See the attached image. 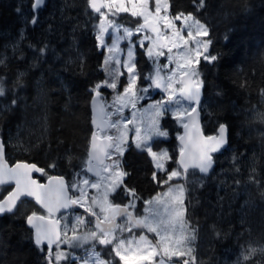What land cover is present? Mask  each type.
Returning a JSON list of instances; mask_svg holds the SVG:
<instances>
[{
	"label": "trees",
	"instance_id": "obj_1",
	"mask_svg": "<svg viewBox=\"0 0 264 264\" xmlns=\"http://www.w3.org/2000/svg\"><path fill=\"white\" fill-rule=\"evenodd\" d=\"M33 2L0 0V54L7 58L0 66V75L11 83L18 72L26 73L25 88L16 92V107L2 113L0 132L5 139L12 137L13 146L7 148L11 163L34 162L47 174H62L71 180L88 160L89 136L94 129L89 89L106 79L102 67L105 53L98 48L93 30L99 14L92 12L87 0H46L37 10V23L32 24ZM172 3L179 11L196 14L193 0ZM207 3L209 7L197 18L208 24L213 40L210 51L220 59L214 65L201 60L199 66L205 81L202 103L214 114L209 117L203 112L204 128L206 133H214L218 120L223 122L220 117L226 116L233 125V135L231 149L216 154L213 171L203 180L204 187L192 193L190 203L186 199V219L196 229L198 241L203 240L201 264H234L243 247L264 243V124L254 118L256 111H264V0ZM45 44L48 51L40 57L37 49ZM78 53L85 60L83 74L75 63H69L76 61ZM145 62L147 58L140 50L141 77L147 70ZM218 91L224 95L217 97ZM12 99V95L1 98L2 105L7 106ZM164 127L170 137L157 144L173 155L169 161L172 169L178 165L176 154L181 146L177 135L181 126L167 117ZM17 133L19 147L15 146ZM233 155L238 157L235 167ZM124 159L132 173L126 183L141 198L149 199L167 188L153 180L156 169L148 154L133 148ZM52 163L56 167L49 169ZM192 171L184 180L186 187L201 179L191 175ZM162 176L157 172V179ZM237 180L238 185L234 183ZM217 195L224 199L218 201ZM117 199L125 203L129 197L121 193ZM137 204L136 210L141 213L145 205L139 200ZM30 206L38 208L34 203ZM26 209L21 206L16 215H0V264H18L16 257L21 253L27 256V264H43V253L28 240L32 230L23 219Z\"/></svg>",
	"mask_w": 264,
	"mask_h": 264
},
{
	"label": "snow or ice",
	"instance_id": "obj_2",
	"mask_svg": "<svg viewBox=\"0 0 264 264\" xmlns=\"http://www.w3.org/2000/svg\"><path fill=\"white\" fill-rule=\"evenodd\" d=\"M45 2L46 0H34L30 23H37V10ZM87 4L93 13L99 14L95 17L98 22L93 25V30L97 33L98 48H106L110 54L105 56L102 64L108 78L93 84L89 89L91 106L96 118L90 121L95 127L89 136L86 161L88 167L74 174V177L79 179L74 178L70 184H66L62 176L50 177V182L53 180L57 182L56 186L46 187L31 178L32 172L47 175L45 168L28 161H14L9 165L5 155L6 149L13 146L12 137L5 139L0 132V187L14 185L0 198V215H16L18 202L22 205L24 202L22 198L27 197H33L46 210L47 215L33 211L23 217L30 230H34L28 240L43 253V264H68L70 253L62 250L61 245L77 250L83 248L85 244H88V248L85 249L86 255L79 258L82 264H89V257L92 264H111V260H105L101 253L96 251L97 245L109 247L111 250L109 255L119 257L124 264H129L127 254L129 252H135L136 259L142 262H150L159 256V264H165V258L170 260L172 257L181 258L177 264H195L196 257L190 245L195 240L196 230L190 228L189 220L185 218L188 211L185 201L188 199L190 203L192 193L204 187L203 180L213 171L216 163L214 157L231 149L230 137L233 135V125L228 122L226 116L220 117L223 122L218 120L215 134L209 136L200 134L198 123L200 112L207 113L209 117L214 114L201 105L205 81L201 77L199 66L201 60L206 64L214 65L220 59L219 54L210 51L213 40L208 24L202 23L197 18L201 12L207 10L209 4L207 0H193L196 14L177 10L173 7L172 0H87ZM102 8H106L107 12L101 11ZM16 11L19 13L20 9L17 8ZM108 13L113 17L121 13H129L140 20H137L130 29L117 24L114 19L110 20ZM177 22H181L179 27ZM110 29L114 33H123L117 35L111 45L105 40L106 35H111ZM133 36L137 37L135 41L131 39ZM120 40L128 41L124 60L127 81L123 84L118 82L125 73L116 67L121 63L118 59L120 53L125 51L118 46ZM146 42L148 45L146 55L157 64V67L154 76L145 77L149 83L147 87L140 88L141 94H138L137 81L140 77L136 71L135 49L145 48ZM29 47L34 46L29 45ZM37 51L40 57H43L48 51V45H43ZM160 57L165 58L166 63L163 65L158 63ZM6 59L0 54V66L5 65ZM69 63H75L83 74L85 60L82 54L78 53L76 61L70 60ZM32 66H36L35 62ZM25 76V72H18L15 80L9 83L5 75H0V98L13 96L10 104L0 105V121L4 119L2 113L11 112L16 107V92L25 88ZM152 87L163 89L167 97L155 101L145 110L148 123L142 132V120L138 118L135 110L139 101L146 99L142 94H146ZM102 89L114 91L119 89L111 104L107 103ZM261 93L264 94V89ZM216 95L222 97L224 93L218 91ZM187 102L200 105V111H197L196 107H185L184 103ZM127 108L134 110L131 118L123 116ZM167 115H174L183 124L185 130L192 127L197 133L195 137H189L186 131L184 136L179 137L181 141L187 142L182 144L176 154L179 167L171 170L165 168V164L174 159L173 155L156 143V138L168 136V131L162 124V120ZM112 117L116 118L112 119ZM254 118L264 124V111H256ZM185 119L188 123H184ZM132 124H135L132 129L134 136L129 143L128 126ZM108 129H115L118 135H108ZM16 140L18 143L15 146L19 147L18 133ZM133 148L148 154L154 162L155 169L163 172V176L157 179V172L154 170L152 178L157 183L167 186L165 192H158L149 199H143L134 187L128 186L126 179H130L132 173L128 171L124 157L125 153ZM232 160L235 167L238 157L233 155ZM55 167V163L48 165L49 169ZM189 169L193 170L191 175L201 177L198 182L187 187L185 183H171L174 178L187 180ZM236 171L239 172L238 167ZM88 172L93 173L98 179L91 180L87 175ZM234 183L238 185L240 181ZM102 186V194L89 197L88 188L99 190ZM69 188L75 189V196L68 195ZM121 193L129 197L126 204H115L109 199L113 194L118 197ZM235 196L236 192L233 191L232 197ZM217 198L218 201L224 199L219 195ZM89 200L91 204L85 207ZM137 200L145 205L143 215L133 214L132 210L135 209ZM73 205L85 209L88 214L87 220L83 215L62 214L61 219L66 222L61 228V220L53 218L54 214L61 212L62 209L75 211L72 209ZM93 205L98 206L99 213L93 210ZM117 217H123L124 222L117 224ZM68 221H71V227ZM81 224L91 225L94 230L90 228L83 235L78 236L77 227ZM134 229H141L143 232L137 235ZM69 232L71 237L68 236ZM124 233L128 235L124 236ZM145 233L154 234L153 239H149ZM215 235L221 237L219 232ZM16 259L18 264H27V256L23 253ZM76 259L78 258L71 256L73 264ZM234 264H264V243L255 245L250 243L243 247Z\"/></svg>",
	"mask_w": 264,
	"mask_h": 264
},
{
	"label": "rangeland",
	"instance_id": "obj_3",
	"mask_svg": "<svg viewBox=\"0 0 264 264\" xmlns=\"http://www.w3.org/2000/svg\"><path fill=\"white\" fill-rule=\"evenodd\" d=\"M151 6V5H150ZM103 12H107V9L103 10ZM122 15H127L126 18L122 19L120 18V16ZM108 18L111 20V19H114L116 21L117 24H121L123 25L124 27H128L130 29L133 28V26L135 25V21L132 20V18L136 19V20H140V18H137V17H132L129 13H121L119 16L117 17H113L111 13H108ZM142 22V21H141ZM180 23L181 22H177V26L179 27L180 26ZM109 32L111 33V35H106L105 37V40H106V43H108L109 45H111L113 43V41L116 39V36L117 35H122L123 33H114L112 31V29L109 30ZM137 35H140V34H137ZM136 36H133L131 39L132 41H135L136 40ZM128 44V41H124V40H120L119 43H118V46L120 49L122 50H125V51H122L118 57V59H120L121 63L120 65H117L116 67L119 68V70L123 73H125V75L121 76L120 79H119V84H122V78L125 79V82L127 81V71H126V68L124 67V60L126 58L125 56V52H126V46ZM147 42L145 43V48H139L137 47L135 49V60H136V64H137V74L139 75L140 79H138L137 81V92L138 94H141L139 92L140 88L142 87H147L149 81L145 79V77L149 76V75H152L154 76L155 75V71H156V67H157V64L153 62L152 59H150L147 55H146V47H147ZM104 53H105V56L107 55H110L108 52H107V49L106 48H101ZM140 50H143L146 58H147V62H145V65H147L146 69H147V72L145 73L144 77L141 78V75H140V66H139V51ZM105 59V58H104ZM158 63L160 65H163L164 63H166L165 61V58L164 57H160L159 58V61ZM106 78L107 75H106ZM119 90V89H118ZM118 90H112V89H104L102 92H103V95L107 101L108 104H111L112 103V99L114 97V95L116 94V91ZM142 95H145L146 96V99H142L139 101V103L137 104V108H136V112H137V116L138 118H140L142 120V123H141V129H142V132L146 129V125L148 123V116H147V112L145 111L148 106L152 103H154L155 101H158V100H161V99H166L167 97V94L164 92V91H160L158 90L157 88L155 87H152V88H149L148 92L146 94H142ZM183 103V102H182ZM0 105H2V100L0 98ZM4 106V105H3ZM184 106L185 107H193L194 104L191 103V102H187V103H184ZM134 110L131 109V108H127L124 110V113H123V116L124 117H128V118H131V113L133 112ZM167 117H172L176 120V122L182 126L183 124L178 121L174 115H167L165 118ZM116 117H112V119H115ZM164 118V119H165ZM164 119L162 120V124L164 126ZM184 123H185V120H184ZM129 133H128V140H129V143H131L132 139H133V136H134V133L132 131V129L135 127V124H132V125H129ZM166 128V127H164ZM167 129V128H166ZM168 131V136L167 137H163V138H156V142L158 140H162V139H168L169 138V130L167 129ZM107 134L108 135H112V136H116L118 135L117 131L115 129H109L107 131ZM179 135V134H178ZM167 149V148H165ZM154 150H156V146L154 145ZM168 150V149H167ZM86 167H87V163L82 167V169H85L86 170ZM179 165H176V167H173L172 169H175V168H178ZM165 168H167L168 170H171L169 169V161H167V163L165 164ZM80 169L79 171H77L76 173H80L81 170ZM156 172H162L160 170H156ZM75 173V174H76ZM163 173V172H162ZM54 174V173H53ZM49 177L50 175H52V173H48L47 174ZM88 177L93 180V181H96L98 178H95L93 177L91 174L87 173ZM76 178V179H79V177H72L71 180H70V183L71 181ZM171 183H184V179H175L171 182ZM167 189V188H166ZM166 189L163 191L165 192ZM72 191V195L75 196L76 195V192H75V189H71ZM87 192H88V195L89 197H92V196H99L100 194H102L103 192V186L101 187V189L97 190V189H91V188H88L87 189ZM161 192V193H163ZM127 197V196H126ZM114 198H115V194H113L112 196L109 197V199L113 202L114 201ZM138 201V200H137ZM137 201H136V205H135V209L137 207ZM127 203V201H126ZM88 204H91V200L88 201V203L85 205V207L88 206ZM145 207V206H144ZM93 210L97 211L99 213V208L97 205H93ZM144 212L142 211V213H140V215H143ZM64 216H72V215H75V216H81L83 215L85 220H87L88 218V214L86 212H81V211H68L66 213L63 214ZM186 218V217H185ZM62 221V224L64 225V223L66 222L64 219H61ZM69 222V227H71V221H68ZM94 222V221H93ZM124 222V219L120 222V224H122ZM190 228H193L191 227V225L189 224ZM92 229L94 230V228H92L91 225H86V224H81L77 227V235L80 236V235H83L86 231H88L89 229ZM196 230V229H195ZM135 233L137 235L141 234L143 231L141 230H138V229H134ZM148 235L149 239H153V235L154 234H149V233H145ZM124 236H127L128 233H124L123 234ZM68 236L71 237V232L68 233ZM155 242V241H153ZM203 243V240L202 242L200 243L197 239V233H196V237H195V240L191 243L190 247H192L193 249V255L196 257V262L195 264H201L203 262V259H202V250L204 248V245L202 244ZM88 248V244H85L83 246V248L81 249H77V250H73L71 248H69L67 245H61V249L62 250H65V251H68L70 253V259H69V263H73L72 260H71V256H75L77 257L78 259L75 260V263L76 264H82V260L79 259V258H82V257H85L86 255V252H85V249ZM55 250V248H54ZM96 251L100 252L102 257L105 259V260H111V264H121L123 261H120L119 260V257H116L114 255H109V252L111 251L109 247L107 246H99L97 245L96 247ZM128 256H129V262H135V261H138V259H136V253L135 252H129L127 253ZM187 258V257H185ZM159 260H160V257L157 256L155 257L152 261L150 262H147V264H159ZM181 260V258L179 257H172L170 260L169 258H165V264H177V261ZM224 262H228V260L225 258L224 259ZM89 264H92V260H91V257H89Z\"/></svg>",
	"mask_w": 264,
	"mask_h": 264
},
{
	"label": "water",
	"instance_id": "obj_4",
	"mask_svg": "<svg viewBox=\"0 0 264 264\" xmlns=\"http://www.w3.org/2000/svg\"><path fill=\"white\" fill-rule=\"evenodd\" d=\"M45 4V3H44ZM44 4L42 5V6H44ZM42 6H40L39 7V9L42 7ZM104 8H102L101 9V11L103 10ZM161 90H163V89H161ZM203 98H204V88L202 89V95H201V103H202V100H203ZM194 103V102H193ZM196 108H197V111H200V105H196L195 106ZM193 115H195V114H193ZM94 118H96L95 117V112H94V110H93V108H92V119H94ZM186 120V123H188V120L187 119H185ZM198 123H199V127H200V134H202L203 136H209V135H213V134H215V133H212V134H206L205 133V130H204V126H203V120H202V112H200V115H199V118H198ZM93 127H95L94 125H93ZM186 131H187V134H188V136L189 137H195L196 135H197V133H196V131H195V129L194 128H192V127H190L189 129H187V130H185V128L183 127V132H182V134L180 135V136H184L185 134H186ZM179 136V137H180ZM179 137H178V142L182 145V144H184V143H186L187 141H181L180 139H179ZM98 143H100V141H98ZM195 148V146L193 145V149ZM5 159L8 161V163H9V165H11V163L9 162V160L7 159V149H6V155H5ZM31 163H34V162H31ZM35 164H37V163H35ZM38 165V164H37ZM39 166V165H38ZM214 166H215V164H214ZM39 167H41V166H39ZM87 167H88V165H87ZM42 168V167H41ZM189 170H191V169H189ZM211 173V172H210ZM209 173V174H210ZM34 174H42V173H38V172H32L31 173V178L33 179V180H35V181H37L39 184H41V185H44V186H46V187H51V188H55V186H56V181H51L50 182V177L47 179V181L46 182H40L39 181V179L38 178H36V177H34ZM93 174V173H92ZM62 175H53V176H51V177H61ZM63 178H64V181H65V183L67 184V179L64 177V176H62ZM14 186V185H13ZM0 191H1V187H0ZM68 195L69 196H71V194H70V191H69V189H68ZM28 199H34L33 197H27ZM23 199V198H22ZM35 200V199H34ZM36 202V201H35ZM19 203V202H18ZM36 204L38 205V206H40V207H42L41 205H39L37 202H36ZM72 207H74V208H79V206L78 205H73ZM63 211H66V210H61V212H63ZM133 211V214L134 215H137L136 214V212L134 211V210H132ZM61 212H58V213H55L54 214V217L53 218H55V219H59V214L61 213ZM40 215H42V214H40ZM119 218H121V217H117L116 218V223L118 222V219ZM61 228H62V224H61ZM34 231V230H33ZM53 247H54V245H53ZM146 262H142V261H137V262H134V263H129V264H145ZM122 264H124V263H122Z\"/></svg>",
	"mask_w": 264,
	"mask_h": 264
},
{
	"label": "flooded vegetation",
	"instance_id": "obj_5",
	"mask_svg": "<svg viewBox=\"0 0 264 264\" xmlns=\"http://www.w3.org/2000/svg\"><path fill=\"white\" fill-rule=\"evenodd\" d=\"M146 72H147V70H146ZM35 177H37V175H35ZM47 178H48V177H47ZM47 178H46L45 176H43V175H38V179H39L40 182H45V181L47 180ZM69 184H70V182H69ZM12 187H13V186H8V185H6V186H2V187H1V191H0V198H2L3 195H6V190H7V191H10ZM72 196H73V195H72ZM22 200H23L24 202H23L22 205L18 203V210L20 209L21 206H22V209L26 206L27 209L25 210V215H27V214H31V212H33V211H36L38 214L47 215V212H46L44 209H42L41 207H39V206L36 204V202H35L34 199L23 198ZM30 203H34V204H36V205L38 206V208L35 209V208L31 207V206H30ZM113 203H115V204H122V205H123V204H126V202L123 203V202L119 201V200L117 199L116 194H115V198H114ZM79 210H80L81 212H85V209H84V208H83V209H79ZM64 213H66V212H64ZM64 213H63V214H64ZM60 218H61V215H60ZM101 218H102V217H101ZM123 219H124L123 217L119 218L117 223L120 224V222H121ZM28 227L30 228L29 225H28ZM139 230H141V229H139ZM32 231H33V230H32ZM141 231H143V230H141ZM53 248H55V246H54Z\"/></svg>",
	"mask_w": 264,
	"mask_h": 264
},
{
	"label": "bare ground",
	"instance_id": "obj_6",
	"mask_svg": "<svg viewBox=\"0 0 264 264\" xmlns=\"http://www.w3.org/2000/svg\"><path fill=\"white\" fill-rule=\"evenodd\" d=\"M19 161H22V160H19ZM31 163V162H30Z\"/></svg>",
	"mask_w": 264,
	"mask_h": 264
}]
</instances>
